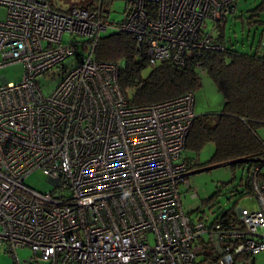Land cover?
Returning a JSON list of instances; mask_svg holds the SVG:
<instances>
[{
  "label": "built area",
  "instance_id": "1",
  "mask_svg": "<svg viewBox=\"0 0 264 264\" xmlns=\"http://www.w3.org/2000/svg\"><path fill=\"white\" fill-rule=\"evenodd\" d=\"M103 2L58 11L48 0H0V68L23 65L20 81L0 87V250L14 264H196L203 239L218 264H254L264 252V153L248 173L258 206L237 210V227L191 218L177 188L191 171L194 93L131 104L117 66L93 54L111 29L130 33L151 62L183 66L223 49L216 31L237 0H123L118 21ZM52 68L44 94L37 78ZM35 169L46 193L22 183ZM24 247L32 255L21 261Z\"/></svg>",
  "mask_w": 264,
  "mask_h": 264
},
{
  "label": "trees",
  "instance_id": "2",
  "mask_svg": "<svg viewBox=\"0 0 264 264\" xmlns=\"http://www.w3.org/2000/svg\"><path fill=\"white\" fill-rule=\"evenodd\" d=\"M255 22L257 20L251 16L246 20L247 26ZM225 24L218 27L215 36L223 49L204 50L186 59L180 67L169 60L151 62L145 48L130 33L121 31L101 36L93 54L94 58L117 66L119 85L131 104L163 101L188 91L194 93L200 86L201 72L206 73L224 97L223 108L214 114L196 116L185 139V150L199 153L205 144L213 143L215 150L207 163L245 164L244 186L248 194L253 195L248 173L264 153V141L257 136V128L264 125V54L260 51L261 45H256L251 52L229 46L225 40ZM185 158L189 170L199 167L196 161ZM194 210L198 212L196 217L205 216L204 210ZM237 218V212L228 209L207 220L223 227H237ZM199 242L204 240L199 239ZM207 248L213 254V249ZM210 256L215 261L218 259L217 254Z\"/></svg>",
  "mask_w": 264,
  "mask_h": 264
},
{
  "label": "rangeland",
  "instance_id": "3",
  "mask_svg": "<svg viewBox=\"0 0 264 264\" xmlns=\"http://www.w3.org/2000/svg\"><path fill=\"white\" fill-rule=\"evenodd\" d=\"M99 0H48V2L58 11L75 7H87ZM235 13L229 15L225 24L226 42L229 46L239 49L243 52H251L256 45H264V0H237L235 2ZM124 6L123 0H104L102 9L108 13L109 19L118 21L123 17ZM4 8H0V20L4 18ZM240 16H242L241 20ZM251 16L257 22L247 26L246 20ZM243 24V25H242ZM102 36L113 33L111 29L101 32ZM66 38V35H64ZM1 60V51H0ZM72 60V59H71ZM23 65L21 63H11L0 68V87L5 85L4 79L9 82H18L23 75ZM148 70L144 71L147 74ZM58 70L52 68L37 78L39 85H42V92L48 93L54 87V82L58 77ZM200 86L194 92V111L197 115L204 113H217L223 108L224 97L216 89L214 82L208 78L206 73L201 72ZM52 83L49 84V82ZM257 136L264 141V125L257 128ZM215 150L213 143L205 144L199 153L186 149L183 154L191 160L196 161L199 167L192 175H188L185 183L178 185L181 205L185 213H191L196 217L198 212L196 208L204 210L205 217L212 219L215 215L225 210L239 209L253 210L257 208V200L253 195H249L245 188L247 170L245 164L217 165L209 164ZM208 168V169H207ZM192 172V171H191ZM47 177L41 170L35 169L28 174L22 183L40 192L49 191L51 184L46 181ZM196 194L192 197L193 192ZM194 210V211H193ZM213 212L210 214V212ZM238 212V211H237ZM32 255L28 247L19 248L17 257L21 261ZM254 264H264V252L254 256ZM0 264H14V258L11 254L0 250Z\"/></svg>",
  "mask_w": 264,
  "mask_h": 264
},
{
  "label": "crops",
  "instance_id": "4",
  "mask_svg": "<svg viewBox=\"0 0 264 264\" xmlns=\"http://www.w3.org/2000/svg\"><path fill=\"white\" fill-rule=\"evenodd\" d=\"M197 245V264H218L217 261L211 258L210 255L212 254V251L207 248L208 245H206L204 242H199V240L195 243Z\"/></svg>",
  "mask_w": 264,
  "mask_h": 264
},
{
  "label": "water",
  "instance_id": "5",
  "mask_svg": "<svg viewBox=\"0 0 264 264\" xmlns=\"http://www.w3.org/2000/svg\"><path fill=\"white\" fill-rule=\"evenodd\" d=\"M225 165V164H231V162H224V163H220V164H217V165ZM215 165V164H214ZM208 169V168H207ZM196 171H198V170H192V172L190 171V173H189V175L191 174L192 175V173H195Z\"/></svg>",
  "mask_w": 264,
  "mask_h": 264
},
{
  "label": "bare ground",
  "instance_id": "6",
  "mask_svg": "<svg viewBox=\"0 0 264 264\" xmlns=\"http://www.w3.org/2000/svg\"><path fill=\"white\" fill-rule=\"evenodd\" d=\"M4 82H5V79H4ZM216 261H217V263H218V259H217Z\"/></svg>",
  "mask_w": 264,
  "mask_h": 264
},
{
  "label": "clouds",
  "instance_id": "7",
  "mask_svg": "<svg viewBox=\"0 0 264 264\" xmlns=\"http://www.w3.org/2000/svg\"><path fill=\"white\" fill-rule=\"evenodd\" d=\"M197 115V114H196Z\"/></svg>",
  "mask_w": 264,
  "mask_h": 264
}]
</instances>
